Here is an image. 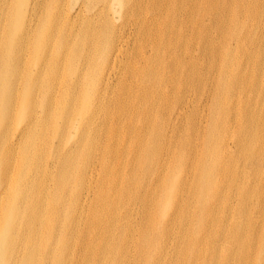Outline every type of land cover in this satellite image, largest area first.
<instances>
[{
    "label": "bare ground",
    "instance_id": "1",
    "mask_svg": "<svg viewBox=\"0 0 264 264\" xmlns=\"http://www.w3.org/2000/svg\"><path fill=\"white\" fill-rule=\"evenodd\" d=\"M263 70L264 0H0V264H264Z\"/></svg>",
    "mask_w": 264,
    "mask_h": 264
},
{
    "label": "rangeland",
    "instance_id": "2",
    "mask_svg": "<svg viewBox=\"0 0 264 264\" xmlns=\"http://www.w3.org/2000/svg\"><path fill=\"white\" fill-rule=\"evenodd\" d=\"M25 58H26V55H25ZM253 70L259 72L258 68H254ZM216 76L217 75L215 74V72H213L210 68H208L206 85H205V91H204L205 92V97L202 98V100L200 102H195L196 99H195L194 96H192L194 102H190V106H189L190 115L193 112H196V115L195 116H190L189 121L195 122L198 125V127L200 128V130L205 128V125H207V123H208V121L210 119L209 106H210L211 102L209 100V97H210V94L212 93V89H213V86H214L213 80H215ZM260 78L263 79L264 76L260 77ZM262 95H264V84H263V93H262ZM259 106H261L262 109L264 110V102H260V104L257 107L259 108ZM263 117H264V115H263ZM182 126L184 127V124ZM1 131H2V134L4 132H7V134L10 135L11 128L10 127L8 128L6 126H2ZM251 166H252V164H251ZM188 209L189 210H193L194 209V204L192 202L188 205ZM134 217H135V215H134ZM137 220H139V218H137ZM169 245L170 244L166 245V247H168ZM163 249H165V245L163 246L162 250ZM170 253H171V251L167 255H169ZM129 256H130L131 260H134L136 258V252H134L131 249L130 253H129Z\"/></svg>",
    "mask_w": 264,
    "mask_h": 264
}]
</instances>
